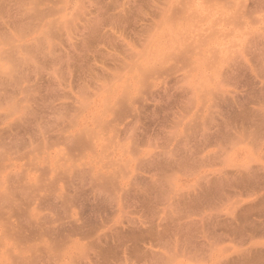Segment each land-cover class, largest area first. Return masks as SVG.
<instances>
[{
  "label": "rangeland",
  "instance_id": "1",
  "mask_svg": "<svg viewBox=\"0 0 264 264\" xmlns=\"http://www.w3.org/2000/svg\"><path fill=\"white\" fill-rule=\"evenodd\" d=\"M262 149L264 0H0V264L199 261Z\"/></svg>",
  "mask_w": 264,
  "mask_h": 264
},
{
  "label": "crops",
  "instance_id": "2",
  "mask_svg": "<svg viewBox=\"0 0 264 264\" xmlns=\"http://www.w3.org/2000/svg\"><path fill=\"white\" fill-rule=\"evenodd\" d=\"M239 153L245 158H264L263 149ZM245 169L234 178L230 219L222 230L211 231L200 241L199 261L197 248L186 247L190 257L183 264H264V165Z\"/></svg>",
  "mask_w": 264,
  "mask_h": 264
}]
</instances>
